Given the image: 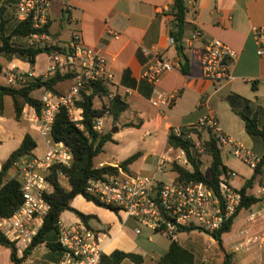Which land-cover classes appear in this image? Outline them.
I'll use <instances>...</instances> for the list:
<instances>
[{"label": "crops", "instance_id": "1", "mask_svg": "<svg viewBox=\"0 0 264 264\" xmlns=\"http://www.w3.org/2000/svg\"><path fill=\"white\" fill-rule=\"evenodd\" d=\"M17 1L0 0V7L6 9L8 29L16 20ZM50 2L49 36L53 42L64 47L74 36H79L83 44L105 60L107 72L113 75L112 84L106 85L109 96L97 98L95 107L109 105L110 99L116 94L122 96L129 104V108L117 121L114 122L112 117L106 119L104 133H111L113 141L106 143L103 153L99 156L107 151L109 144L112 145V155L98 162L96 161L99 156L95 158L96 167L119 166L120 162L139 153L141 157L130 166V172L147 173L149 175L146 176L163 182L175 180L177 174L170 169V164L162 172L156 169L158 159L173 149L168 145L170 131L174 128L195 126L208 116L217 120L223 134L235 144L242 146L260 160L264 158V137L251 136L242 118H255L259 129L264 130V58L257 55L251 32L254 26H264V0H185L186 17L182 41L184 53L188 58L186 74L182 71L175 44L169 45L174 25L172 8L175 0ZM196 30H200L202 36L198 41L191 42ZM215 39L235 53V58L230 64L231 79L220 86L206 81L201 67L205 46ZM14 41L22 46L28 44V39ZM144 50L164 56L174 66L155 88L151 85L152 91L146 85L140 86L144 81L143 73L153 60V55L144 53ZM0 62L3 66L0 76L5 79V82L0 84L9 86L6 78L13 68L25 74H32L34 78L46 79L50 56L46 53L38 55L34 66L16 57L11 60L2 57ZM126 71L130 73L129 80L136 82L135 88L122 84ZM72 85L71 79L58 83L55 87L56 95L69 92ZM127 89L134 91L132 96L126 97ZM155 92L172 96L173 100L166 107H154L152 100L157 96ZM44 93L43 90H37L32 96L40 100ZM98 103L102 106H97ZM81 115L82 111L77 109L75 120H80ZM109 120L115 125L108 131ZM147 132H150L149 136H146ZM26 135H30L37 144L33 153L35 158H42L48 150V145L41 136V123L35 110L26 106L21 118L17 120L13 99L4 96L3 109L0 110V171L13 151L21 146ZM199 138L202 141L208 140V132H200ZM175 154L173 151L172 155ZM222 159L226 168L238 175L232 181V186L241 191L249 183L247 195L259 199L258 203L249 209L239 212L230 231L222 237L223 247L232 255L233 264H264V248L255 247L249 251L237 249L242 240V232L264 233V195L259 193L264 186V165L256 174V169H251L246 163L237 160L230 152L222 153ZM13 170L15 172L10 174V177L18 174V167ZM202 172L209 175L203 170ZM76 199L80 212L91 216L88 227L99 235L105 255L120 250L142 256L143 264L147 261L156 264L167 253L171 241L165 236L159 234L166 240H155L154 237L158 234L150 232L146 240L153 244L148 247L147 242L140 241L143 231L140 235L136 234L138 224L134 219L123 212L116 214L96 206L83 198ZM243 213L246 216L242 215ZM185 243L189 246L187 240ZM213 244L216 245L215 242ZM182 246L190 251L187 246ZM0 250V264H12L10 250L1 246ZM34 252L25 264L36 263ZM216 254V250L209 252L210 257H215ZM212 260V264H222L221 251L220 256ZM122 264L134 263L125 260Z\"/></svg>", "mask_w": 264, "mask_h": 264}, {"label": "built area", "instance_id": "2", "mask_svg": "<svg viewBox=\"0 0 264 264\" xmlns=\"http://www.w3.org/2000/svg\"><path fill=\"white\" fill-rule=\"evenodd\" d=\"M51 2L50 0H18L16 4V21L30 19L33 28L43 30L49 25ZM252 35L256 45L257 55L264 58V26L252 27ZM202 36L196 30L191 42L198 41ZM118 38V36H114ZM28 44L33 47L57 46L47 33H36L28 38ZM175 44L170 37L169 45ZM60 47V46H59ZM63 52L55 51L50 56V66L47 78L56 73L71 74L73 85L69 92L56 95L45 92L41 97L42 111L37 119L41 123V136L46 140L48 150L42 158L33 160L24 159L18 165L16 178L21 183L23 203L12 217L0 219V231L14 246L17 259L24 256L26 249L38 235L44 218L50 210V205L44 198L45 194L52 192L47 177L54 166L70 168L73 156L64 143H55L51 138L52 127L56 115L61 108L67 110L70 118L75 120L76 102L81 99L83 91H87L92 83L101 82L112 84L113 75L106 70L105 60L94 53L82 43L79 36H74L64 47ZM153 55L152 62L143 73V79L154 88L160 80L174 69L173 64L164 56L143 51ZM235 53L219 40L210 41L204 48L201 67L203 78L220 86L231 79L230 64ZM34 78L32 74H25L17 69L10 70L6 78L9 86H22L27 80ZM46 78V79H47ZM133 90L125 91L126 97L133 95ZM157 95L152 100L154 107H166L173 100L172 96ZM110 113L106 111L103 116L96 118L94 129L99 134L105 132L106 119ZM187 128H174L177 136L185 137L192 143L191 152L197 155L205 153V145L197 133L187 132ZM192 128L197 131H207L216 140L223 154L231 153L237 160L246 163L251 169H256L261 162L251 152L235 144L223 134L217 120L208 116ZM187 129V130H186ZM150 132L146 133L149 136ZM227 147L229 149H227ZM175 151L176 154L172 155ZM176 163L187 165L186 153L183 150L171 149L161 156L156 169L162 172L164 168ZM117 174H106L103 178L92 179L88 182L86 192L97 198L107 207L119 209L138 224L136 234L140 235L142 229H148L153 234H160L171 242L179 241L182 228H193L212 238L232 218L240 207L243 195L240 190L232 186V181L238 176L233 170L226 169L219 176L218 191L214 192L202 182L171 180L163 182L150 176H133L125 173L119 166H115ZM68 178L59 172V180ZM264 195V186L259 190ZM242 240L238 250L249 251L252 248H264V233H241ZM58 243L64 252L60 264H102L104 250L97 232L90 229L81 220L74 224H59ZM212 244L208 247L211 248ZM2 252L0 250V257ZM15 264V263H12ZM202 264H208L204 261Z\"/></svg>", "mask_w": 264, "mask_h": 264}, {"label": "trees", "instance_id": "3", "mask_svg": "<svg viewBox=\"0 0 264 264\" xmlns=\"http://www.w3.org/2000/svg\"><path fill=\"white\" fill-rule=\"evenodd\" d=\"M174 16V25L171 30V37L174 39L178 56L181 59L182 71L187 73L188 58L184 53V45L182 41L184 28L186 7L185 0H175L172 8ZM6 9L0 7V58L6 57L11 60L16 57L24 62L34 66L36 57L42 53L51 55L55 51L63 52V48L59 46L53 47H33L27 44L26 46L17 45V39H28L31 35L36 33L49 34V25L43 30H36L33 28L30 19L21 22L14 21L11 28L8 29L9 20L6 18ZM50 35V34H49ZM3 73V66L0 62V75ZM129 71L123 75L122 84L128 87L135 88L136 82L129 80ZM72 79L71 74L62 75L59 72L54 76L44 79L30 78L27 83L22 86H4L0 84V110L3 109L4 96H10L14 101V111L17 120L21 118L22 112L26 106L33 108L37 116L41 115L42 103L41 100L34 98L32 93L37 90L44 92H52L57 94L56 85L62 81ZM141 85H146L150 91L153 87L147 82L142 81ZM109 96V90L106 85L101 82H94L87 91H83L81 99L76 102V107L82 111L80 120H72L64 108H61L56 115L55 122L52 127L51 138L55 143H64L69 148L73 162L70 168L62 166H54L47 177V181L52 187V192L45 194L44 198L50 205V210L44 218L43 225L32 242L26 249L23 258L17 259L16 250L14 246L5 238L0 231V246L10 250V259L15 264H25L28 258L33 254L39 246H45L51 253V257L55 262H61L64 252L58 243L59 224L61 222V215L64 211H73L76 216L88 226V221L91 216L84 215L71 208V202L77 196H83L87 201L93 202L99 207H103L119 213V209L107 207L102 204L97 198L89 195L86 192L87 184L92 179L103 178L106 174H117V169L112 166L96 167L94 159L103 153L104 146L108 142H112L111 133L99 134L94 129L96 118L104 115L106 111L110 113L113 121H117L121 114L129 108L126 100L116 94L113 96L109 105L104 104L101 108L95 107V100L97 98H105ZM245 121L247 132L255 137H264V130H260L255 118H248L242 116ZM187 130V129H186ZM185 132V131H184ZM177 136L173 129L168 136V145L175 150H183L186 153L188 163L191 169L183 168L179 165H173V171L177 174L176 181H195L204 183L209 189L214 192L218 191L219 176L227 168L223 163L222 152L213 136L210 135L208 140L203 141L205 145V154L211 159L209 165V175H205L201 170L202 162L200 155L191 152L192 143L185 137ZM187 132H194L200 136V131L189 128ZM37 148L35 140L26 135L21 146L13 151L8 159L3 163L0 171V219L9 218L14 215L18 208L23 203V193L21 190V183L15 177H10V172L16 165L24 159L33 160L35 158L34 150ZM141 155L136 153L126 160L119 163V167L127 174H131L130 166L133 165ZM264 165V158L256 168V174ZM59 172L63 173L68 178L69 189L65 188L59 180ZM250 187L248 183L246 187L241 190L243 200L237 212L232 218L223 226L222 229L216 231L213 236L215 243L223 255L222 264H233L232 255L228 253L223 247V235L228 233L234 223L239 212L243 209H249L251 206L258 203L259 199L247 195V189ZM193 228H182L181 233L194 231ZM125 260H130L134 264H143V257L133 253H126L124 251L115 250L109 255L102 256V264H122ZM156 264H197L195 255L183 247L178 241L171 242L170 247L165 255H163Z\"/></svg>", "mask_w": 264, "mask_h": 264}, {"label": "rangeland", "instance_id": "4", "mask_svg": "<svg viewBox=\"0 0 264 264\" xmlns=\"http://www.w3.org/2000/svg\"><path fill=\"white\" fill-rule=\"evenodd\" d=\"M17 45H21V44L19 43ZM0 82H5L4 76H0ZM36 94L38 95V93H36ZM97 106L101 107L102 104L98 103ZM108 123H110V124H108V127H107V130L109 131L115 124L111 120H109ZM111 148H112V145L109 144L107 147V151L103 155L99 156L97 158L96 162H98L99 160L108 159L109 157H111V155H112L111 154ZM200 160L202 162V165H201L202 170L204 172H207V174H208L209 173L208 167H209V163L211 162L210 157L204 153V155L202 154V156H200ZM170 165H171L170 169H173V165H177V164L173 163ZM182 167L188 169L187 165H182ZM14 172H15V170H12L10 172V174H12ZM131 175H133V176H146L149 174H147V173H140L139 174L136 172H131ZM60 182L65 188L69 189L68 179L67 180L61 179ZM76 198H83L84 200H86L83 196H77ZM76 198L71 202V208L80 212L79 204H78V202H76V200H78V199H76ZM87 202H89V201H87ZM91 203H93V202H91ZM94 205H96V204H94ZM107 210H109V209H107ZM242 215L246 216L245 213H243ZM61 221L64 224L70 225V224H74V223L80 221V219L76 216V214L73 211L66 210L61 215ZM142 231H143V233H142V237H141L140 241L141 242H143V241L147 242L146 237L151 231L148 229H145V228H143ZM160 238L165 239V237H161L159 234L154 237L155 240H158ZM226 238H228V235H226ZM186 240H187L189 246H187V244L185 243ZM179 242L182 245L187 246L190 249V251H192V253L197 258L198 264H202L204 261H208V264H212V262H213L212 258L217 259L218 256H220V251H219L218 245L217 244L214 245L213 243H211L210 236L201 232V231L194 230L191 232L182 233L179 235ZM147 243H148L147 244L148 247H150L153 244V243L151 244L149 242H147ZM209 244H212L211 248L208 247ZM210 250H216L217 254L215 257L209 256ZM34 258H36V260H37V261H35L36 263H34V264H58L57 262L53 261L50 251L43 245L36 248V250L34 252ZM146 264H151V262L147 261Z\"/></svg>", "mask_w": 264, "mask_h": 264}, {"label": "water", "instance_id": "5", "mask_svg": "<svg viewBox=\"0 0 264 264\" xmlns=\"http://www.w3.org/2000/svg\"><path fill=\"white\" fill-rule=\"evenodd\" d=\"M212 238L215 240V237L214 236H212Z\"/></svg>", "mask_w": 264, "mask_h": 264}]
</instances>
